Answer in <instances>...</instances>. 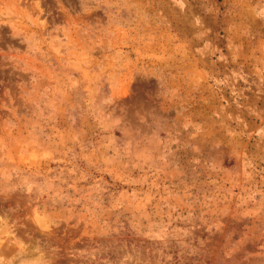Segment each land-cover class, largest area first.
Here are the masks:
<instances>
[{
	"label": "rangeland",
	"instance_id": "rangeland-1",
	"mask_svg": "<svg viewBox=\"0 0 264 264\" xmlns=\"http://www.w3.org/2000/svg\"><path fill=\"white\" fill-rule=\"evenodd\" d=\"M0 264H264V0H0Z\"/></svg>",
	"mask_w": 264,
	"mask_h": 264
}]
</instances>
